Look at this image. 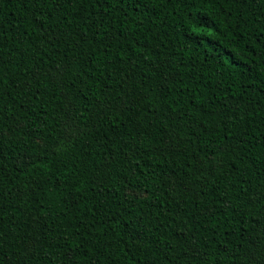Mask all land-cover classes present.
I'll use <instances>...</instances> for the list:
<instances>
[{
    "label": "trees",
    "instance_id": "16d2710c",
    "mask_svg": "<svg viewBox=\"0 0 264 264\" xmlns=\"http://www.w3.org/2000/svg\"><path fill=\"white\" fill-rule=\"evenodd\" d=\"M0 264H264V0H0Z\"/></svg>",
    "mask_w": 264,
    "mask_h": 264
}]
</instances>
